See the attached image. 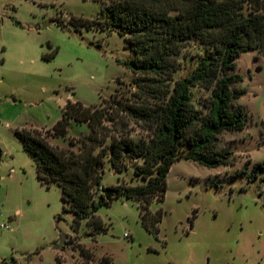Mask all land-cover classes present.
<instances>
[{
  "label": "rangeland",
  "instance_id": "obj_1",
  "mask_svg": "<svg viewBox=\"0 0 264 264\" xmlns=\"http://www.w3.org/2000/svg\"><path fill=\"white\" fill-rule=\"evenodd\" d=\"M112 1L0 0V264H104V257L110 264H264V168L253 172L264 161V54L258 50L242 52L231 72L241 77L234 88L245 93L234 104L245 109L246 123L218 136L215 149L230 153L226 164L173 163L164 200L148 205L146 225L143 202L120 196L75 227L60 187L37 180L14 131L37 130L57 150L78 154L89 134L85 122L71 120L65 137L50 133L70 103L100 109L110 136L152 135L143 120L122 110L137 88L117 62L133 53L106 24ZM205 49L187 41L170 83L190 75ZM209 93L190 88L200 114ZM111 142L106 138L94 152L106 151L101 179L91 188L95 202L107 188L144 182L135 172L142 157L126 153L125 170H114Z\"/></svg>",
  "mask_w": 264,
  "mask_h": 264
},
{
  "label": "trees",
  "instance_id": "obj_2",
  "mask_svg": "<svg viewBox=\"0 0 264 264\" xmlns=\"http://www.w3.org/2000/svg\"><path fill=\"white\" fill-rule=\"evenodd\" d=\"M106 11V24L133 53L132 58L117 61L134 75L131 83L137 88L134 101L122 110L143 120L152 129L150 138L110 136L101 110L79 102L68 104L50 131L65 137L71 120L85 122L89 134L81 139L78 154L57 150L37 130L14 131L35 163L37 180L47 187L53 183L60 187L61 200L68 206L63 210L74 214L75 227L120 196L143 202L141 216L146 225L148 205L153 199L164 200L166 176L173 163L194 160L208 168L226 164L230 153L215 149L218 136L226 130H243L246 123L245 109L234 104L245 93L234 88L241 82L239 75L231 73L235 60L249 50L264 54V0H113ZM189 40L206 45L205 54L190 75L171 84L176 57ZM52 55L43 58L49 60ZM191 87L210 92L202 114L192 104ZM108 137L112 139L108 160L114 170H125L126 153L142 157L135 172L144 182L109 188L110 199L104 195L95 202L91 188L101 179L97 172L106 151L103 147L94 152ZM263 168L264 161L255 164L253 172ZM160 219L157 212L154 222ZM102 260L110 264L107 257Z\"/></svg>",
  "mask_w": 264,
  "mask_h": 264
},
{
  "label": "water",
  "instance_id": "obj_3",
  "mask_svg": "<svg viewBox=\"0 0 264 264\" xmlns=\"http://www.w3.org/2000/svg\"><path fill=\"white\" fill-rule=\"evenodd\" d=\"M60 102H61V101H60ZM103 193H104L106 199L109 200L110 197H111V191L107 188V189H105V190L103 191Z\"/></svg>",
  "mask_w": 264,
  "mask_h": 264
},
{
  "label": "built area",
  "instance_id": "obj_4",
  "mask_svg": "<svg viewBox=\"0 0 264 264\" xmlns=\"http://www.w3.org/2000/svg\"><path fill=\"white\" fill-rule=\"evenodd\" d=\"M2 228H4V225H0Z\"/></svg>",
  "mask_w": 264,
  "mask_h": 264
}]
</instances>
